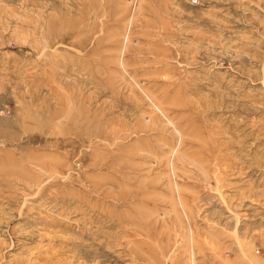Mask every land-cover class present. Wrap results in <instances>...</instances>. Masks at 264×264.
<instances>
[{
  "label": "rangeland",
  "instance_id": "374dc122",
  "mask_svg": "<svg viewBox=\"0 0 264 264\" xmlns=\"http://www.w3.org/2000/svg\"><path fill=\"white\" fill-rule=\"evenodd\" d=\"M0 264H264V0H0Z\"/></svg>",
  "mask_w": 264,
  "mask_h": 264
}]
</instances>
